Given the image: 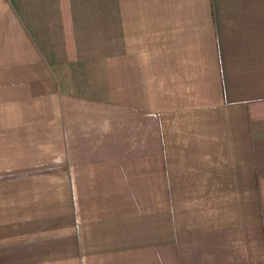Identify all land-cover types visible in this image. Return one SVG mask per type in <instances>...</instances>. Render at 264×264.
I'll return each instance as SVG.
<instances>
[{
    "label": "crops",
    "instance_id": "obj_1",
    "mask_svg": "<svg viewBox=\"0 0 264 264\" xmlns=\"http://www.w3.org/2000/svg\"><path fill=\"white\" fill-rule=\"evenodd\" d=\"M0 264H264V0H0Z\"/></svg>",
    "mask_w": 264,
    "mask_h": 264
}]
</instances>
